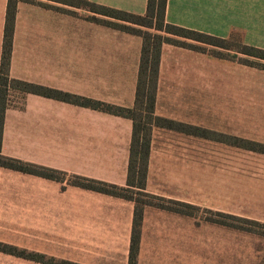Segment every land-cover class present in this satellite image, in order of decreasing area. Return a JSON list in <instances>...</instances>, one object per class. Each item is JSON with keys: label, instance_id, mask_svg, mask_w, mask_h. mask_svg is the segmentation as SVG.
Returning <instances> with one entry per match:
<instances>
[{"label": "crops", "instance_id": "obj_1", "mask_svg": "<svg viewBox=\"0 0 264 264\" xmlns=\"http://www.w3.org/2000/svg\"><path fill=\"white\" fill-rule=\"evenodd\" d=\"M90 1L140 15L147 4ZM6 6L7 0H0V59ZM69 10L75 15L17 3L9 76L133 107L140 36ZM165 21L224 38L238 34L244 43L264 49V0H167ZM226 52L228 58H219L162 44L154 114L193 126L195 132L152 128L145 190L264 223V154L234 146L230 139L264 144V69L239 62L246 57L242 54ZM241 67L244 75L234 70ZM8 97L3 155L126 185L130 118L31 93ZM133 210L131 200L72 185L67 178L0 168V242L23 245L19 248L55 261L128 264ZM185 216L145 206L136 264H233L234 241L241 237L233 231H244L204 221L225 235H180ZM244 233L264 243V236ZM168 238L192 245L184 244L186 252L174 258L178 251L169 255L159 245ZM242 249L251 260L247 264H264L263 248ZM0 264L45 263L0 252Z\"/></svg>", "mask_w": 264, "mask_h": 264}, {"label": "trees", "instance_id": "obj_2", "mask_svg": "<svg viewBox=\"0 0 264 264\" xmlns=\"http://www.w3.org/2000/svg\"><path fill=\"white\" fill-rule=\"evenodd\" d=\"M47 1H53L64 6L89 11L92 15L85 17L88 21L140 36L142 45L134 105L133 107L114 105L10 77L9 65L18 2L36 4L44 8L74 15L75 13L64 7L52 5L42 0H7L0 59V168H8L58 181H62L65 178V173L60 170L22 161L1 153L4 114L9 104L8 96L11 91L19 95L26 93L41 95L130 118L132 120L133 129L129 147L126 185L119 186L76 175L70 176V182L72 185L122 197L134 202L128 264H136L140 242V227L145 206H153L187 216H195L197 211L201 210L197 205L154 195L145 190L152 128L164 127L188 133L195 132L193 126L162 118L154 114L162 44L168 43L201 52L209 51L212 55L219 58H228L229 55L223 52H237L246 56L238 58L239 62L261 69H264V49L244 43L238 34H232L224 38L166 22L165 9L167 0H147L146 10L142 15L97 4L90 0ZM234 37L237 39V43L235 46H232L230 42ZM183 38L195 41L199 44L187 42L183 40ZM207 46L224 51L209 49ZM230 139L234 146L264 154L263 143L238 137H232ZM203 211L209 214V216L205 218L206 221L264 236L263 222L233 214L213 211L211 209H204ZM0 252L45 264H77L66 260L55 261L52 257H45L43 254L26 251L25 249L2 242H0Z\"/></svg>", "mask_w": 264, "mask_h": 264}, {"label": "rangeland", "instance_id": "obj_3", "mask_svg": "<svg viewBox=\"0 0 264 264\" xmlns=\"http://www.w3.org/2000/svg\"><path fill=\"white\" fill-rule=\"evenodd\" d=\"M42 1H44L46 3H50L52 5H57L59 7H64L66 9H71V10H74V11L77 10V11H80V13H86L87 15H89V13L85 12V10H83V9H76L74 7L64 6V5H61V4L53 2V1H47V0H42ZM183 40H185L187 42L194 43V44L195 43L199 44V43H197L195 41H191V40H188V39H184L183 38ZM236 43H237V39L235 37L232 38L230 44L232 46H235ZM207 47L209 49H216L218 51V48H214V47L211 48V46H207ZM220 51H224V50H220ZM223 53H226L228 55L230 54L228 52H223ZM216 67H217V70L219 71L220 70V65L218 64ZM226 68H227V66L225 67V71H226ZM241 69H243V68L242 67L241 68H234L235 72H237L238 74L244 75V71L241 70ZM224 74H225V72H224ZM11 93H15V92L11 91ZM15 95L16 94H14V96ZM11 99H15V97H11ZM238 130H240V129H238ZM252 139H254V138H252ZM254 140H256V139H254ZM70 176L71 175H66L65 174V178H67L68 183L71 184V182H70L71 177ZM200 209L201 210L197 211L195 216H185V217L188 218V220H180V235L185 234L184 232H186V233H200V234H216V235L219 234V236L225 235V234H223L224 232H221V231L215 230V229H210V228H208L207 226L204 225V221H206L205 218L208 217L209 214L207 212H204L203 210L204 209H208V208L200 207ZM189 225L192 226L191 229H188V228H190ZM244 232L233 231L234 235H236V234H240L241 235V237L240 236H236L237 240L234 241V249H233V253H232V262H233V264H247L249 261H251L249 258H245V256H248L247 255V251L245 249H242L243 247H245V245H248V246H251V247L256 245V246H258V248L261 247V248L264 249V243L261 240H257L255 238H252L253 236H251V235L250 236H246L247 234L244 233ZM247 233L254 234V233H251V232H247ZM24 244H26V243L24 242ZM184 244H191L192 245V243H184V242H182L181 239H180V243H179L175 239H171V238L164 239V240L159 242L160 248H161V250L164 253H167L169 255H173L174 256V255H176V253L178 251L179 254L177 256H174V258L180 257V252H186L185 248H184ZM15 246H17L19 248L20 245H16L15 244ZM22 246H20V247H22ZM237 247H241V248L237 249ZM191 250H193V248H191ZM181 259L184 261L183 258H180V260ZM204 261H205L204 259H200L199 260V262H204ZM180 264H181V262H180ZM191 264H195V263L191 262Z\"/></svg>", "mask_w": 264, "mask_h": 264}]
</instances>
